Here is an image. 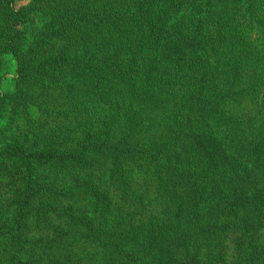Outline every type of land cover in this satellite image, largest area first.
I'll return each mask as SVG.
<instances>
[{
  "label": "trees",
  "instance_id": "1",
  "mask_svg": "<svg viewBox=\"0 0 264 264\" xmlns=\"http://www.w3.org/2000/svg\"><path fill=\"white\" fill-rule=\"evenodd\" d=\"M108 1L0 0V111L37 129L0 156V264H264V0Z\"/></svg>",
  "mask_w": 264,
  "mask_h": 264
},
{
  "label": "rangeland",
  "instance_id": "2",
  "mask_svg": "<svg viewBox=\"0 0 264 264\" xmlns=\"http://www.w3.org/2000/svg\"><path fill=\"white\" fill-rule=\"evenodd\" d=\"M27 0H20V2L24 3ZM39 2H45V0H39ZM75 2L74 7L72 8L73 15L76 14L77 11H83L87 13H96L97 11H100L104 7H106V4H108V0H73ZM3 14V9L0 6V21H1V15ZM34 14V12L32 13ZM35 24V23H34ZM5 66V68L2 70L1 68ZM16 74V68L12 64V62H5L0 67V91H2V88L4 89L6 86L11 87V78ZM48 91V90H47ZM45 89L38 91L40 94L43 92L42 98H45V94L47 93ZM58 90H55L53 92V97H51L49 101V108H53L51 110L55 111L53 113H60L66 108L65 102L59 103L57 101V98H54V96L57 93ZM60 92V91H59ZM60 98V97H59ZM58 98V99H59ZM63 99V98H62ZM256 99L259 101L260 104H262V108L260 109L259 114L263 117H260L261 121L264 118V96L257 95ZM3 112V113H2ZM23 115H25L24 107L20 103H15L14 105L10 106H4L3 109L0 111V156L1 154H4L11 148V144L15 141H19L24 139V135L26 134L28 136L29 134V125L25 126L23 124ZM38 126H40L37 123ZM33 132H37V129L30 130ZM34 138V137H33ZM1 158V157H0ZM20 168L17 163H6L5 161H2L0 159V225H2V228H8L9 222H10V213L8 210L7 203L9 202L10 195L8 194L11 189H13L12 182L13 178L16 175V172L18 171L17 168ZM55 209V208H54ZM29 221L31 224L37 223L39 220L37 217L30 216ZM67 219L61 221L58 223L56 221V218H50V219H43L42 226L44 228L45 233L47 234V245H57L60 244L62 241L69 242L70 245L76 246L75 242H78L80 240V234L79 230L75 228L72 229V227L68 226ZM31 230V231H30ZM29 235L34 236L32 230H34L33 227H30ZM43 237V236H42ZM4 238L2 234H0V239ZM11 242H8L5 238L3 241H0V259L9 257V255L12 252ZM77 244V243H76ZM10 253V254H9ZM8 254V256H5Z\"/></svg>",
  "mask_w": 264,
  "mask_h": 264
}]
</instances>
